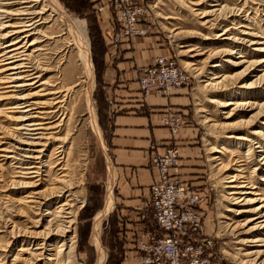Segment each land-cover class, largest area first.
I'll list each match as a JSON object with an SVG mask.
<instances>
[{
	"label": "rangeland",
	"instance_id": "obj_1",
	"mask_svg": "<svg viewBox=\"0 0 264 264\" xmlns=\"http://www.w3.org/2000/svg\"><path fill=\"white\" fill-rule=\"evenodd\" d=\"M57 1L69 17L80 19L85 24L93 64L91 103L101 140L90 116L86 100L87 79L76 49L72 46L63 49L66 46L63 44L70 41V36L60 26L57 18L49 17L44 25L39 26L48 38L32 35L27 41L30 43L37 37L42 40L36 46L42 50L35 53H41L40 62L47 68L41 80L48 82L45 87L49 90L59 93L56 96H45L44 91H40L43 86L33 87L25 92H36L32 100L48 104V107L37 110L46 115L36 114L49 117L48 122H52L50 126L55 128L49 130L53 138L44 148L41 174L34 179L20 178L19 164L9 157L10 153L0 150V264H12L16 258L19 259L17 264H95L97 259V251L91 238L92 224L94 216L104 204L109 158L106 144L109 128L102 113L104 104L99 93V74L105 66L104 55L114 45L107 43L99 14L90 0ZM146 1L150 5L147 24L149 29L146 35L138 37L148 38L160 54L176 58L188 75L187 84L176 89L183 97V103L174 109L183 114L185 122L175 141L181 150L179 160L184 175L193 178V182L199 185L197 187L205 190L208 195L205 229L213 236L214 261L216 264H264V255L255 261V256L249 254L264 249V246H259L262 242H253L258 237L264 238V232H249L248 227H245L251 213L237 214L229 211L235 204L231 203L228 193L238 190L230 189V183H227L233 175L244 176L245 179L242 180L249 181L248 185L251 186L247 190L250 192L247 198L256 199L255 206L264 204V172L254 171L264 152H258L252 157L253 161L248 162L250 146L240 144L234 138V135L246 134L248 130L247 127L236 124L249 119L256 110L245 113L239 110L233 115L236 112L233 110L234 106L222 108L218 105L219 102L225 103L231 99L238 103L264 102V83H260L258 79L264 73V64L251 70L243 80L244 84L253 83L250 88H241L235 76L249 64H231L232 61L250 62L264 57V51L256 50L260 46L264 48V0H144V3ZM215 2L218 6H212ZM209 11L213 13L209 17H203ZM230 11L233 16L228 13ZM18 21L17 16L9 17L11 24ZM225 30H228L226 38H239L243 42L236 44L224 36L218 37ZM245 32L248 34H242ZM252 41L263 44H250ZM8 42L10 39L1 41L0 38L1 47ZM32 49L28 52L32 53ZM222 51L228 54H222ZM240 51L242 53L238 54ZM239 55L242 57H238ZM214 62L220 66L212 67ZM216 75L231 76L226 82L229 85L226 88L208 86V79ZM221 79L222 77L219 78ZM4 101L0 100V149H10L13 137L9 131L13 123L6 118L11 112L6 110L8 105ZM50 110L55 112L47 114ZM230 112L233 116L227 118ZM262 127L264 126L261 124ZM182 130L187 134L183 138L179 137ZM57 146H61L57 149L58 160L54 158ZM239 170L242 172H237ZM61 175H66L63 180L68 187L59 195L52 194L51 189L62 186L55 182L57 178L62 179L59 177ZM20 180L28 181L31 185L18 186L16 183ZM237 196L239 195H235ZM64 203L67 205L58 207ZM53 215L60 216L59 224L69 226L71 231L68 239H72L73 246L71 249L65 247V250L60 251V257L49 263L46 259L56 256L60 242L51 246V243H47L46 249L52 250L45 253V256H40L42 251L36 247L40 246L37 244L42 242V232ZM123 225L125 226L124 221ZM123 225L120 226L114 211L101 223L100 239L107 251L104 264H124L126 260L124 235L119 238L120 231H124Z\"/></svg>",
	"mask_w": 264,
	"mask_h": 264
},
{
	"label": "bare ground",
	"instance_id": "obj_2",
	"mask_svg": "<svg viewBox=\"0 0 264 264\" xmlns=\"http://www.w3.org/2000/svg\"><path fill=\"white\" fill-rule=\"evenodd\" d=\"M204 1L207 0H203L202 2ZM216 2L212 4V6H218ZM10 7H13L14 9L10 10L9 9ZM213 10H215L216 12L217 9L214 8ZM210 13L213 12L209 11L208 13L203 14V17L206 16L209 17ZM228 13L232 14L231 16L234 15L232 11ZM11 16H17L19 21L16 24H11L9 22V17ZM49 17L57 18L60 26L63 28L64 31L67 32L65 33L70 36L69 37L70 39H68L70 41H68L66 44L65 43L63 44L66 45L64 46L63 49L64 50L66 48L69 49L71 46L73 49L74 48L76 49L77 58L79 60V63L81 64V68L87 79L85 85L86 100L90 110V116L92 119V123L95 127L94 129L98 135V138L99 140H101L100 129L97 125L95 119V112L92 108V103H91V92L93 88V64L91 61L89 41H88L84 22H82L80 19L69 17L57 0H0V32H1L0 38L1 41L4 39H10V42L4 44V46L1 47L2 44L0 45V100L1 101L5 100L4 101L6 102L5 104L8 105V108L6 110L9 113L11 112V114L10 116L7 115L6 118L9 119L11 123H13V126L9 131L10 135L13 137V142L10 145V149L4 148L0 150L3 152L10 153L8 154L11 155L9 157L15 160L14 163L19 164L18 167L20 169L19 174H20V178L22 179H27V178L34 179V177H38L41 174L40 171L43 166L42 157H43L44 148L47 144L49 145L50 142L48 141L53 138V135L52 133L49 132V130L55 128V126H50L52 122H48V120H50L49 117L37 115V114H41V115L45 114L37 110L48 107V104L46 102H37L32 100V98L36 95V92L35 93L25 92L26 90H29L33 87L36 88L39 86H43L44 88H41L40 91H44L45 96L47 95L56 96L59 93V91L49 90L48 87H45L47 86L48 82L41 80V77L43 76L44 71H47V68H45V64H42L43 62H40L41 53L39 54H35V53L42 50L36 47L40 42H42V40H40V38L37 37L33 39V41H31L30 43H28L27 41V39H29V37H31L32 35L48 38V36L40 30L39 26H41L42 24L44 25L47 22V18ZM227 32L228 30H225L223 33L219 34L218 37L224 36V38H226L225 35H228ZM242 34H248V32ZM226 39L236 44L237 43L241 44L243 42L239 38L235 39L234 37H228ZM257 42L258 41L256 42L252 41L250 42V44H263V42L260 41L258 43ZM35 47L37 49H35ZM30 48H33L32 53L28 52ZM256 50L264 51V48L260 46ZM221 53L228 54L223 51ZM233 53L236 52H231V54ZM239 53L242 52L240 51L238 52V54ZM238 57L241 58L242 55H239ZM70 61H72V57H70ZM246 63L249 65L246 66L240 72H237L235 74V76L238 79L237 83L241 84L240 85L241 88H250L249 86L253 84V83H250L249 85L244 84L243 80H245L246 76L250 74V72H252L251 70H254L257 67H261L264 64V57L262 59L253 60L250 62L246 60L231 62L233 66H241ZM219 66L220 64L217 63L215 64L214 62V65L212 67H219ZM221 77L222 79L219 80V78ZM228 78H231V76L229 77L228 75L225 76L216 75L213 78L208 79V82L206 83L208 86L211 87L226 88L229 85L226 83L228 81ZM258 79L260 80V83L261 82L264 83V73ZM212 101L214 100L212 99ZM218 105L221 106L222 108H226L227 106L230 105L234 106L233 110H236V112H234L233 115L236 114L239 110H242L241 113H245V111L247 112V111L256 110V112L253 113L249 119L244 121L242 120L236 124L239 126L243 125L247 127L248 130L246 134L238 133L234 135L235 136L234 138L237 141H239L240 144L243 143V144H248L250 146L248 148V153H247L249 154V158H250L248 162L253 161L254 158L252 159V157L254 155L258 154V152H264V127L261 128V124L264 126V102L261 104L249 103V102L238 103L235 102L234 99L233 100L231 99L225 103L219 102ZM54 112L55 111L50 110L47 112V114L52 115ZM233 115H231L230 112L227 115V118ZM260 120H263V122L259 123ZM1 138L2 137H0V139ZM0 145H1V140H0ZM60 147L61 146H57L55 148L56 151L54 152L55 154L54 158L56 160H58L57 149ZM257 162H258V166L255 167L254 171L258 170V172H264V155H262V158H259ZM58 164L59 163H57V165ZM107 168H108V180L106 182L104 204L101 210H99L97 214L94 216L93 224H92L91 238H92L93 246L96 248L97 251V259L95 264L105 263L107 251L101 243L99 230L102 221L108 216V214L113 210L114 207L113 188L115 183V172L113 170L114 168L109 158H107ZM237 172L241 173L242 170H239ZM30 175H32V177H28ZM59 177H61L62 179L57 178L55 182L61 184L62 186L54 187L53 189H51V192L53 191L52 194L55 193L59 195L60 193L64 192V189L68 187L66 181L63 180L66 177V175H61ZM242 179H245V177L236 174L233 175L232 179L227 182L230 183L229 186L230 189L238 190V191H231L230 193H228V195H230L229 199L231 200V203L235 204L234 206H232V208H230L229 211L235 212L237 214H240L242 212L251 213V216L250 218H248L245 227H248L249 232H264V204L260 206H255L254 202L256 201V199L247 198L248 197L247 194H250V192L247 190L250 189L251 186L248 185L249 181L247 182ZM262 181L264 182V177L262 178ZM16 184L18 186L31 185L30 182L28 181L26 182L23 180H20ZM235 195H239V196L235 197ZM25 197H28V195H26ZM65 205L67 204L65 203L59 204L58 207H63ZM59 217L60 216L58 215L56 217L55 215H53V218L49 220L48 226L46 227L45 231L42 232L43 233V235L41 236L42 242L38 243L37 245L40 246L36 247V249L39 250L41 249L42 251L39 255L45 256V253H48L49 251L52 250V248L46 249L47 243H51L50 244L51 246L53 244L60 242V248L58 249L56 256L46 259L49 263H51L53 260L54 261L57 260V258L60 257V254L62 252L61 250H65L67 248L71 249V246H73L72 239H68L69 232L71 230L68 229L69 228L68 225L63 226L62 223L59 224ZM65 222L70 223V221H65ZM71 242L72 244L70 245ZM253 242H260V243L262 242L261 243L262 245L259 246H264V238L258 237ZM249 254L253 255V257L255 256L254 260L258 261L260 257L264 255V249H259ZM13 260L15 261L12 264H17V262H19V259L17 258Z\"/></svg>",
	"mask_w": 264,
	"mask_h": 264
},
{
	"label": "built area",
	"instance_id": "obj_3",
	"mask_svg": "<svg viewBox=\"0 0 264 264\" xmlns=\"http://www.w3.org/2000/svg\"><path fill=\"white\" fill-rule=\"evenodd\" d=\"M99 14L108 44L116 45L147 34L150 5L144 0H90ZM188 75L176 58L158 54L139 69L138 83L144 96L168 95L187 84ZM180 111L167 109L160 123L172 137L184 126ZM149 164L155 170L149 207L156 228H136L132 246L141 264H216L213 236L205 229V190L183 180L178 145L155 148Z\"/></svg>",
	"mask_w": 264,
	"mask_h": 264
},
{
	"label": "crops",
	"instance_id": "obj_4",
	"mask_svg": "<svg viewBox=\"0 0 264 264\" xmlns=\"http://www.w3.org/2000/svg\"><path fill=\"white\" fill-rule=\"evenodd\" d=\"M111 47L103 57L105 66L99 74L102 113L109 128L106 144L115 172V209L111 212L114 211L120 226L123 221L125 224L124 231L119 233V238L124 235V264H141L132 246L135 229L156 228L149 207L150 185L155 176L149 155L153 148L160 152L167 145H178L176 136L172 137L160 123V116L167 109L178 108L183 97L177 90L168 95L142 94L139 69L160 54L148 38L137 37ZM185 134L182 130L179 137ZM179 156H182L180 149ZM180 173L183 180L199 186L193 178L184 175L182 168Z\"/></svg>",
	"mask_w": 264,
	"mask_h": 264
}]
</instances>
